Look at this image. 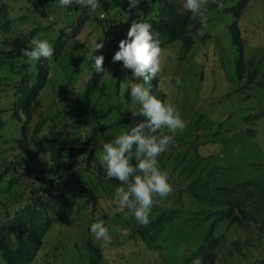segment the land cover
I'll use <instances>...</instances> for the list:
<instances>
[{
  "label": "trees",
  "instance_id": "trees-1",
  "mask_svg": "<svg viewBox=\"0 0 264 264\" xmlns=\"http://www.w3.org/2000/svg\"><path fill=\"white\" fill-rule=\"evenodd\" d=\"M28 2L32 11L38 13L46 23L34 22L36 26L23 34L22 25L26 23L24 18L27 16L24 10L27 6L17 12L0 0V93L5 95L9 90L8 93L13 97L10 105L7 104L0 112L10 109L19 118L22 111L25 119L21 123V134L13 139V143L25 149H32L30 146L35 144L30 155L11 150L0 152V264H54L49 258H38L37 251L47 227L57 214L55 212L59 211L63 216L66 212L70 213L77 203V194L81 188L85 189L84 203H91L92 208L87 230L90 229L91 221H103L109 229L110 241L98 240L96 237L91 240L88 235L83 243L75 242L74 250L71 248L73 251L55 264H119L113 262L110 253L119 254V258H122L135 247L129 244L146 246L150 252L157 251L162 242L169 238L173 244L184 243L190 248H176L167 255L158 253L156 259L166 258V262L161 261L162 264H225L223 258L229 256L231 253L227 251L233 248L241 255L259 258L264 253V175L262 180L252 184L243 183L238 186L237 182H229L226 176L216 172L222 167L213 154L194 152L197 145L194 139L181 141L182 148L185 143H189L187 146L193 145L192 157L188 156L189 152L184 155L180 150L178 152L182 157L175 154L168 161L158 158L162 170L169 173L171 168L174 173L169 174L174 191L167 198H154L157 203L151 210L147 226L139 224L133 216L127 214V210L117 211L114 196L96 199L98 194L93 183L99 182L103 186V182H106L110 187L121 185L119 181L109 179L100 164L98 157L103 151L102 146L109 141L101 145V128L93 123L81 139L80 127L88 124L87 120H97V117L91 119L89 112L95 108L102 109L104 114L109 111V118L113 120L109 121L112 129L105 139L111 135L115 138L130 130V123L134 126L141 121L126 119L122 110L128 104L135 105L125 88L127 77L121 74L116 78L110 77L98 101H92L94 91L89 84L85 85L83 92L76 96V99H82L84 106L78 124L63 123L55 112L50 117L41 115L36 118L32 126L30 122L33 114L42 104L40 99H51L45 84L53 58H57L66 49V33L76 31L77 25L82 26L87 14L83 7L76 4L60 7L59 0ZM99 2L101 10L106 12V22L114 36L125 39L132 22L148 20L153 25L152 31L160 34L162 44L174 43L182 58L191 50L198 51L199 30L209 33L200 18L193 19L185 11L183 0H140L131 9L128 0ZM73 10L76 12L66 14ZM50 14L54 16L51 21L48 18ZM16 20H19L17 24ZM48 30L54 31V34L48 33ZM33 37L47 39L54 47L51 59L34 61L35 71L31 67L28 69L32 61L21 57V49L28 47ZM259 59L255 55L248 59L237 58L232 63L238 89L249 88L252 80L256 89L264 85V76L259 75ZM102 73L94 70L91 82H98ZM11 76L14 78L11 79ZM244 76L246 79L242 83ZM86 80L88 82L87 77ZM91 86H95V83ZM157 94L160 99L162 93ZM105 104L108 105L106 111ZM55 107L61 113L65 110L58 103ZM46 122L48 131L39 138V131ZM70 139L81 143L76 149L80 159L72 156ZM203 141H200L201 144L214 142L208 138ZM7 154L14 157L8 158ZM36 156L41 158L39 171L49 169V172L44 171L38 177L39 184L33 181L23 187L25 182L22 175L17 174L15 164L24 162L29 169H33L32 160ZM202 158L215 165L209 168L210 163L200 162ZM132 163H136L135 157ZM79 164L82 165L81 170L76 166ZM50 172L52 174L49 175ZM54 182H57V186H53ZM73 184L77 186L72 187ZM175 257H180V261H176ZM168 259L173 261L169 263Z\"/></svg>",
  "mask_w": 264,
  "mask_h": 264
},
{
  "label": "rangeland",
  "instance_id": "rangeland-1",
  "mask_svg": "<svg viewBox=\"0 0 264 264\" xmlns=\"http://www.w3.org/2000/svg\"><path fill=\"white\" fill-rule=\"evenodd\" d=\"M8 6H11L14 10L21 11L26 5L27 8L24 10V13H27L24 19L27 22L25 26H32V22L35 19L34 11H32L30 5L28 6V0H6ZM69 9V8H67ZM17 11V12H18ZM73 11H68L66 14H69ZM18 14V13H17ZM56 14V13H55ZM37 19L40 20V16L37 15ZM51 21V19L49 18ZM232 17L230 15L224 14L221 11H213L210 13L208 21L205 23L208 29V32L211 34V37L206 40L204 44H201L198 48V52L195 50L189 51V55H185L184 59H179V63L176 62L174 57L167 56L164 62V76L165 79L168 77L172 83H169L171 87V94L168 95L169 99H173V103L176 104L180 110L183 118L187 121V127L183 132L178 133L180 140L187 139L192 141L196 140L194 143L197 144L195 151L203 155H211L217 158L220 163H223L224 167L219 169L218 172L220 175L227 177L229 182H236L244 180L250 176H260L261 171L264 169V164L259 165L261 161L264 163V113L258 112L262 117L255 120L252 124L253 127H257V133L261 134L260 137H257L254 140L250 138L246 140L244 133L246 132L245 125L248 124V120L243 122V115H251L254 117L255 108L258 107L259 110H264V85L259 86L255 91L251 87H256L254 80L250 83V90L245 91L244 88L238 89V81L235 78V71L232 66V63L239 58L240 49L237 44L233 41V36L227 28V25L230 24ZM19 20H16V24ZM46 20H42L41 24H45ZM238 26L240 29V35L242 38L243 50L242 54L244 59H248L252 56H257L259 59V68L260 77L264 76V0H248L242 9V15L238 20ZM47 32V31H46ZM54 31H49L52 33ZM46 33V34H48ZM77 39H73L70 34L66 33L68 38V44L66 53L61 56L54 58L52 63V68L46 80L45 87L49 88L47 90L48 95L51 97V101L54 102L62 95L60 93L61 88L65 84L68 77L70 80L77 78V82H74V86L80 89L82 85L83 72L86 70L88 59L89 44L92 40H97L101 42V38L97 36V30L95 26H89L85 29H77ZM71 53H74L71 56ZM174 50L169 46L166 50V55L173 54ZM76 66L80 68L77 69ZM32 68L35 71L34 61L28 65V69ZM71 68H76L77 73L75 72L72 76ZM111 68L110 64H107L105 71L100 75L99 83L102 81L105 83L108 79L109 69ZM111 72V71H110ZM111 73L115 74L116 71L113 70ZM53 75V77H52ZM82 75V77H80ZM180 76L182 79V84H176V77ZM52 77V78H51ZM14 76H11L13 79ZM245 80L243 81V83ZM161 86V85H160ZM73 87L72 91L69 93V98L65 102L64 99L62 102L64 111H56V107L50 101V99L41 98L42 105L37 110L41 112L35 113L32 117L33 126L36 118L41 115L54 114L60 116V120L63 123L71 124L77 123L83 115V108L81 101H76L75 97L77 95V88ZM231 91L229 95H225V91ZM9 90L3 95L0 93V109L6 108L13 97L8 93ZM65 94V92L63 93ZM43 95V94H42ZM9 96V97H7ZM93 100L98 101L100 96L98 92H94L92 96ZM10 105V104H9ZM227 111H230L229 116H223ZM99 110L95 111V114H98ZM25 115L20 111V117L18 118L13 112L8 109L5 112H0V152L9 151L16 149V152H22L24 150L25 154L30 155L34 151L33 144L32 149H25L23 147H17L13 143L15 137L20 136L21 134V123L24 121ZM241 122H240V121ZM88 124L80 127L81 129V139L86 135L88 127H91L94 124H97L101 128V131L104 129L105 120L99 119L90 122ZM219 123H223L222 126ZM245 123V124H244ZM31 126V127H32ZM108 129H112L109 127ZM48 131L47 122L44 123L43 128L39 131V138L43 137V134ZM211 133H214L213 140L214 142H204L205 138L209 137ZM105 134V132H103ZM101 133V135H103ZM241 135L239 139L236 137ZM252 132L251 137L254 136ZM202 141V142H199ZM73 146L71 152L72 156H78L79 153L76 152V149L81 146V143L70 139V143ZM177 141L174 140L173 145H176ZM187 144L179 150L188 149ZM48 145V144H47ZM192 148H189V157L193 156ZM173 151L178 150L176 146L172 149ZM76 152V154H75ZM8 158H12L11 154H7ZM14 157V156H13ZM213 157L211 159L213 160ZM211 160V161H212ZM41 161L40 156H36L32 160L34 167L40 168L39 163ZM202 163H210L209 168L213 167L215 164L206 161L204 158L200 159ZM82 164V163H81ZM81 164L78 166V170H81ZM251 168L252 166H254ZM21 168V171L25 172L24 179L28 184L32 183L33 180L37 184L40 181L37 178V174L31 172L28 174L23 165H18ZM74 166V167H76ZM73 167V168H74ZM208 168V169H209ZM40 170V169H38ZM44 171L49 172V169ZM52 174L51 172L49 175ZM84 177V174L82 175ZM53 186H57V182H54ZM77 184H73L72 187H76ZM104 186V187H103ZM103 186L97 182L95 184L96 192L98 193L97 199H102L105 197L114 196L115 190H113L106 182H103ZM84 192L78 191L77 196L82 198ZM76 207V206H74ZM82 208V207H81ZM80 207L71 208L74 210V214L71 219L69 218L63 224V231L58 229L49 230L45 236V242L38 253V258L41 257L48 249L47 240L50 238V241L54 239V234H61L64 236L63 242L66 245H69V242H78L84 235L83 227L88 224V217L91 218V210L89 206H86V213L82 212ZM125 212V211H124ZM70 215V213H68ZM94 223V222H92ZM68 226V233L66 229ZM76 226V228H74ZM118 232L120 233V228L118 225ZM162 242V246L157 248V251L150 252V249H147L143 245L129 244L130 246H135L133 249H130V252H127L124 257L119 258V254L114 252L109 255L112 257L113 262L119 264H162L161 261L166 262V258L159 257L156 259L159 254H171L176 248L189 247L187 244L176 245L173 244L170 240ZM74 247L67 246V248H60L57 251V256L61 258L65 253H70ZM190 248V247H189ZM69 249V250H68ZM81 250H79L80 252ZM159 253V254H158ZM121 261V262H120ZM169 263L173 259H168ZM176 261H180V257H176ZM225 264H243L244 260L240 257L229 256L223 259ZM60 262V260H55L53 263ZM196 264V263H194Z\"/></svg>",
  "mask_w": 264,
  "mask_h": 264
},
{
  "label": "clouds",
  "instance_id": "clouds-1",
  "mask_svg": "<svg viewBox=\"0 0 264 264\" xmlns=\"http://www.w3.org/2000/svg\"><path fill=\"white\" fill-rule=\"evenodd\" d=\"M3 1L7 3L6 0ZM247 1L248 0H183L182 7L186 12L191 14L193 19L200 18L202 24H204L205 26V23L210 17V13L215 10L230 15L232 17V20L230 24L227 25V28L233 36V41L240 49L239 58L244 59L242 54L243 44L240 35V29L238 26V20L242 15V9ZM139 2L140 0H128L129 8H135L139 4ZM100 3L101 2H99V0H59L60 7H70L71 5L76 4L80 7H83L87 14L86 21L82 26L77 25L75 26L76 31L67 32L68 38L70 34H72L71 37L76 40L78 38L77 29H85L91 25L92 27H96L97 36L102 40L101 42H98L95 39L90 41L88 51L89 61L86 62L88 65L86 67V70L83 72V77L82 75H80V77H82L81 87L84 88L85 85L89 84V87L94 92L97 91L98 95L100 96L103 87L107 85L110 77L116 78L120 74L121 76L127 77L125 88L127 91H129V96L131 97V100L135 105L128 104L122 110L124 112V115L126 116V119H129L131 121L141 120L140 122L135 123L134 126H132V123H130L128 125V128L131 127L130 130L115 136V138H113L111 135L109 138L105 139L107 135H110L111 131V129H108L112 125V123H109V121H113L111 118H109V111L104 114L102 109L95 108L90 109L89 112L91 119L97 117V120H105L106 126L102 130V134L103 132H105V134L102 135L101 145L103 144V142L107 140L109 141L103 144V151L98 158L100 164L106 171V176L109 179H115L119 181L121 185L120 187L112 185L113 190H115L114 201L117 205V211L124 212L125 210H127V214L129 216H133L135 220L142 226H147L150 222L149 216L151 210L154 204L157 203L154 198H167L174 191L173 185L170 182L169 175L173 172H171V168L169 169V173L165 170H162L158 158L161 157V161H168L175 154L181 156L178 152L180 151L179 149L182 148L178 133L179 131L183 132L186 129L187 121L183 118L176 104L173 103V99L168 98V95L171 94V87L169 83H172V81L168 77H166L165 79L164 62L167 56L174 57L177 63H179V59L184 58L181 57V52L176 48L174 43H167L165 45L162 44L160 34L158 32L154 33L152 31L153 25L148 20L142 19L132 22L127 31V37L125 39H120L116 35L114 36L111 32L110 27L107 25L106 12L103 9L101 10ZM29 5L31 6V4ZM37 15L39 14L34 13L35 19L32 22V26H25V24L27 23L25 21L26 23L22 25L23 28L22 26L20 27L22 28L23 34L28 33L33 27L36 26L37 23L34 22L42 21L41 18L40 20L37 19ZM53 17L54 16L50 14L48 18L52 20ZM80 18L81 15L79 16V19ZM74 25H76V23ZM51 34H54V32H52ZM210 37V33H205L203 32V30L198 31L197 39L198 41H200V45L204 44ZM68 38L66 42H68ZM169 46L173 48L174 53L166 55V50ZM67 47L70 48L68 43H66V49ZM66 49L62 50L63 53H61V55L66 53ZM70 54L71 56H73L74 53L70 52ZM53 55V45L49 42V40L39 37H33L29 41V46L21 49V57H26L31 61L51 59ZM186 55H189V53H187ZM76 64L77 62L74 66H76ZM107 64L111 65L107 82H91L93 80L94 70L97 73L104 72ZM76 68L79 69L80 67L76 66ZM76 68L70 69L72 76L75 72L77 73ZM113 70L116 71L115 74L111 73ZM50 73H52L51 69L48 75ZM48 75L47 79L49 78ZM86 77L88 78V82L86 80ZM77 78L79 77L70 80L68 77H66L67 80L65 81V84L60 91L62 95L59 97L57 102H53L50 99L54 106H56V104L58 103L61 107H63V104L67 101V99H70L68 95L72 91V88L76 87L74 86V82H77ZM175 79L177 85L182 84V79L180 76H177ZM245 79L246 76L242 78L241 82L243 83ZM92 83H95V86L92 87ZM243 88L245 89V91L250 90V88ZM46 89L48 90L49 88ZM251 89L253 91L256 90L255 87H251ZM64 92L65 94H63ZM76 92L78 95V93L83 92V89H80L78 87ZM160 92L162 93V97L159 99V95L157 93ZM224 93L225 95H229L231 91L227 90ZM61 98L66 99L65 102H62L64 99L62 100ZM75 100L81 101L82 108L84 109L82 99H76L75 97ZM92 101L94 100L92 99ZM105 107L106 111L108 105L105 104ZM96 110H99L98 114H95ZM255 112L256 113L253 114L254 117H251V115H243V122L248 120V124L245 125L246 132L244 133V137L246 138V140H248L249 138L251 140H254L257 137H260V135L262 134L257 133V127H253L252 123L258 118L262 117L260 114H258V112L264 113V110H259L256 106ZM51 114L47 115V117H50ZM229 115L230 111H227L223 116ZM219 124L222 126L223 123ZM90 128L91 125L88 127L87 131L90 130ZM252 132H254L255 135L251 137ZM209 135L210 136L207 138L213 140L212 137L214 133L210 132ZM240 136L241 135L239 134L236 138L239 139ZM174 140L177 141L176 145H173ZM175 146L178 150L173 151L172 149ZM191 147H193V145L187 146L188 149L184 148L183 150H181V152L186 155L188 154V150ZM11 152H16V149L11 150ZM22 152L24 153V150ZM133 157H135V164L132 163ZM258 164L261 166L264 163L263 161H261ZM15 165L18 168L17 174L22 175V178L25 182V185L23 187L28 185V182H26V180L24 179L25 172L21 171V168H19L18 165H23L28 174L34 171L35 174H37L36 171H39L37 167H34V165L33 169H29L27 167V164L24 162H16ZM219 165L222 168L224 167L223 163H220V161ZM253 167H255V165L251 168ZM38 173H44V170L39 171ZM263 175L264 169L261 171L260 176L248 175V177L244 180L236 182L238 183V186L243 183L252 184L254 181L262 180ZM39 176L40 175H37V178ZM82 178L85 180L83 176ZM93 187L96 192L94 183ZM80 191L84 192L85 194L84 188H81ZM84 194L82 195V197L84 196ZM96 194L98 193L96 192ZM109 196L112 197V195ZM76 199L77 203L74 206L80 208L82 207L81 210L84 214H87L86 206H89L90 210H92L91 203H89V205H86L84 203V197L82 199L77 196ZM74 206L72 208H74L75 210L76 207ZM74 210H71L70 215H68L69 212H66L65 216L60 215L59 213L61 212L59 211L55 212L57 214L54 215V219L47 227V231L43 236V241L41 246L39 247V250L43 246L45 242V236L49 230L58 229L62 232L63 224L69 218L71 219L72 223ZM87 220L89 221L90 218L88 217ZM92 222L94 221H91L89 230H87L88 224L83 227V232L85 233L83 237L78 241V243H83L84 238L88 235L91 240H95L96 237L98 240L103 239L105 241H110L109 229L104 224V222ZM68 226L70 227L71 224H69ZM68 226L66 224L67 233ZM74 228H76V226ZM63 239L64 236L61 234H54V239L51 241L50 238H48V249L44 253L46 256H41V258H49L51 261L60 260V262L65 259L67 253L59 258L57 256V251L62 247L63 249L67 248V246L69 245L74 247L75 242L72 241L69 242V245H66L64 244ZM39 250L37 251V253H39ZM227 252L231 253L229 256H232L233 258L240 257L241 259H243V264H264V253H262L259 258H256L255 256L248 257L245 254L241 255L240 253L235 251V248ZM227 257H224L223 259L225 260V258ZM190 264H194V262H191Z\"/></svg>",
  "mask_w": 264,
  "mask_h": 264
}]
</instances>
